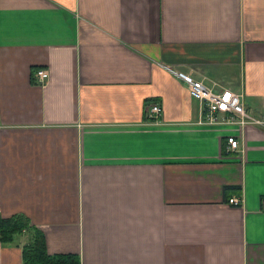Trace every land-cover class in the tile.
<instances>
[{
    "label": "crops",
    "instance_id": "0c3cea01",
    "mask_svg": "<svg viewBox=\"0 0 264 264\" xmlns=\"http://www.w3.org/2000/svg\"><path fill=\"white\" fill-rule=\"evenodd\" d=\"M167 67L262 117L264 0H0V215L78 264H264V124L199 121Z\"/></svg>",
    "mask_w": 264,
    "mask_h": 264
},
{
    "label": "built area",
    "instance_id": "2783aa9c",
    "mask_svg": "<svg viewBox=\"0 0 264 264\" xmlns=\"http://www.w3.org/2000/svg\"><path fill=\"white\" fill-rule=\"evenodd\" d=\"M174 75L184 81L187 86L189 95L198 100L203 110L199 121L202 122H233L238 125L245 123L264 124V109L262 117H256L247 112L242 102V94L226 87L216 90L210 89L201 80L192 78L189 74L180 69L168 68ZM47 69L38 66L33 70V79L37 84H43L47 78ZM159 103L155 100L148 101L144 106L146 118L156 121L160 114ZM220 113H226L221 117ZM225 148L234 149L238 146V141L232 135L225 137ZM228 202L237 204L240 202L239 196L228 197Z\"/></svg>",
    "mask_w": 264,
    "mask_h": 264
},
{
    "label": "trees",
    "instance_id": "16d2710c",
    "mask_svg": "<svg viewBox=\"0 0 264 264\" xmlns=\"http://www.w3.org/2000/svg\"><path fill=\"white\" fill-rule=\"evenodd\" d=\"M21 235L26 236L21 244V264H78L75 253L47 252L41 230L29 224L24 214L0 215V243H15Z\"/></svg>",
    "mask_w": 264,
    "mask_h": 264
}]
</instances>
